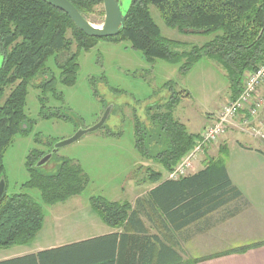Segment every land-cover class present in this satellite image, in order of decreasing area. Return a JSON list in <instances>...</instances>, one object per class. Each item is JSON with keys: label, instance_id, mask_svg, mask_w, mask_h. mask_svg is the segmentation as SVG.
Instances as JSON below:
<instances>
[{"label": "trees", "instance_id": "16d2710c", "mask_svg": "<svg viewBox=\"0 0 264 264\" xmlns=\"http://www.w3.org/2000/svg\"><path fill=\"white\" fill-rule=\"evenodd\" d=\"M67 1L86 20L98 8L102 9L98 14L104 15L102 0ZM150 6L156 9L167 28L183 35L211 36L212 40L190 51L177 52L175 42L161 36L150 15ZM101 40L129 42L147 61L177 64L185 59L183 70L202 58L211 59L224 69L229 97L234 99L240 92L244 74L264 61V0H131L118 35L107 39L87 37L65 13L44 0H0V180H5L4 152L15 136L25 134L28 128L24 114L28 85L36 81L35 86L42 95L54 92L56 80L46 69L51 57L60 73V83L73 85L78 63L72 47L86 51ZM176 105L172 98L164 111L148 109L147 125L134 118L135 149L142 158L160 163L166 173L191 150L198 136L187 133L185 126L174 119ZM44 155L33 152L27 157L28 180L22 187L37 190L44 205L80 195L87 181L80 167L63 160L54 172H45V165L36 167ZM222 180L227 183L225 167L219 158L197 176L189 174L179 181H169L179 182L177 186H189V197H192ZM192 205H195L193 201L189 202V208ZM91 207L112 228L121 227L130 210L128 204L102 198H92ZM42 226L41 205L30 195L4 194L0 201V249L32 243Z\"/></svg>", "mask_w": 264, "mask_h": 264}, {"label": "rangeland", "instance_id": "374dc122", "mask_svg": "<svg viewBox=\"0 0 264 264\" xmlns=\"http://www.w3.org/2000/svg\"><path fill=\"white\" fill-rule=\"evenodd\" d=\"M130 2L118 0L123 16ZM100 10L96 9L95 14L87 17V21L97 27L104 24V15L98 14ZM149 11L161 36L175 42L177 52L190 51L212 40L211 36L183 35L169 29L154 7L150 6ZM72 53H76L78 63L74 84L64 86L60 83L54 58H49L46 69L49 76L56 80L54 92L42 95L35 86L36 81L28 85L24 106L27 131L15 136L3 155L5 193L30 195L41 205L44 224L52 222L54 209L42 203L37 190L22 187L28 180L26 160L31 153H52L57 143L71 138L79 130L91 128L108 112L101 129L57 149L44 167L45 172H54L63 160H70L80 167L87 178L84 190L64 206H75L84 212L90 210L92 198L103 197L108 201L124 199L122 189L127 187L134 174L135 178L146 177V167L140 166L142 159L134 147L135 117L147 125V110L164 111L166 103L173 98L177 102L173 110L174 119L192 132L189 116L194 123L206 112L214 113L229 97L224 69L208 58H202L188 70H183L185 59L177 64L162 60L147 61L141 52L130 47L129 42L106 40L96 42L86 51L76 50L73 46ZM40 99H43L42 103ZM229 131H232L231 128L227 134ZM237 132L250 137L247 125ZM225 139L226 136L215 147L219 148ZM149 166L151 171L159 169L157 164ZM161 173L164 174V171ZM165 175L167 177L168 173ZM46 232L48 229H44L42 234ZM15 248L17 246L1 248L0 257Z\"/></svg>", "mask_w": 264, "mask_h": 264}, {"label": "crops", "instance_id": "0c3cea01", "mask_svg": "<svg viewBox=\"0 0 264 264\" xmlns=\"http://www.w3.org/2000/svg\"><path fill=\"white\" fill-rule=\"evenodd\" d=\"M221 104L214 113L206 112L194 123L189 116L192 132L180 123L187 133L198 135L215 121ZM258 117L263 127L264 109ZM231 130L219 148L204 149L190 173L197 176L221 158L228 185L222 180L189 197V186L169 181L166 172L161 173L164 170L160 163L144 159L138 153L142 159L140 166L146 167V177L135 178L134 174L122 189L124 199L108 201L97 197L129 205L128 217L121 227H109L92 207L82 212L75 206H64L77 195L47 205L54 209L52 222L44 224L43 219L34 241L17 246L13 252L1 256L0 262L264 264V143L236 133L237 127ZM149 164H157L159 169L151 171ZM157 173L161 176H156ZM191 201L195 205L189 208ZM44 229L48 232L42 234Z\"/></svg>", "mask_w": 264, "mask_h": 264}, {"label": "built area", "instance_id": "2783aa9c", "mask_svg": "<svg viewBox=\"0 0 264 264\" xmlns=\"http://www.w3.org/2000/svg\"><path fill=\"white\" fill-rule=\"evenodd\" d=\"M264 61L252 71L244 74L239 94L234 99L223 102L216 113L215 121L202 129L195 138L193 147L168 172L167 179L179 181L189 175L194 161L203 154L205 148L222 141L227 130L232 127H250V137L264 142L262 125L257 118L264 109Z\"/></svg>", "mask_w": 264, "mask_h": 264}, {"label": "water", "instance_id": "95a60500", "mask_svg": "<svg viewBox=\"0 0 264 264\" xmlns=\"http://www.w3.org/2000/svg\"><path fill=\"white\" fill-rule=\"evenodd\" d=\"M44 1L65 13L76 26V28L81 31L84 35L90 38L107 39L115 37L118 35L124 23V16L120 10L118 0H102L104 11V24L102 27H97L89 23L67 0ZM107 115L108 112H105L101 116L100 120L91 128L86 130H79L71 138L57 143L53 149V152H55L59 148L73 144L88 133H93L101 129L105 124ZM53 152L48 153L47 155H44L41 159H39L36 163V167L44 166L50 160ZM4 194L5 181L0 180V201L3 198Z\"/></svg>", "mask_w": 264, "mask_h": 264}]
</instances>
